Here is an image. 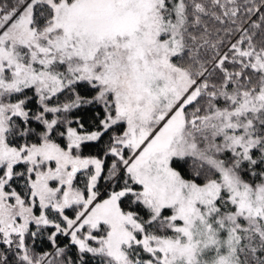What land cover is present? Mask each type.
Here are the masks:
<instances>
[{
  "label": "rangeland",
  "instance_id": "1",
  "mask_svg": "<svg viewBox=\"0 0 264 264\" xmlns=\"http://www.w3.org/2000/svg\"><path fill=\"white\" fill-rule=\"evenodd\" d=\"M37 1L27 0L0 17V93L30 84L55 92L58 84L46 68L56 60L80 79L99 82L102 95L114 98L117 116L126 124L112 150L119 162L113 164L115 175L109 185L125 171L141 186L137 198L157 216L166 207L173 210L171 222L180 224L171 228L179 236L146 235L119 206L120 199L133 191L99 188L103 161L80 157L74 133L67 150L51 142L9 146L5 138L9 119L24 110L20 103L0 97V246L19 245L30 262L25 240L34 224L52 228L53 241L61 237L38 264H69L60 247L67 239L80 252L106 256L115 264H236L235 232L244 229L240 227L244 218L247 227L255 225V217L264 220V187L251 190L223 169L221 182L186 183L172 169L171 160L195 152V139L206 128L238 129L247 112L257 116L263 111L264 92L245 97L237 110L216 119L199 108L188 114L201 95L202 78L172 61L178 48L164 35L165 0H61L53 6V23L40 31L31 25ZM32 62L45 69L35 73ZM237 136L236 144H243ZM125 149L130 152L127 159L122 157ZM21 163L28 166V199L6 190L14 167ZM86 177V186L76 187L75 181ZM221 187L231 193L236 213L217 216L221 228L213 229V203ZM252 230L259 232L256 225ZM132 244L142 245L155 261L132 263L126 254Z\"/></svg>",
  "mask_w": 264,
  "mask_h": 264
},
{
  "label": "trees",
  "instance_id": "2",
  "mask_svg": "<svg viewBox=\"0 0 264 264\" xmlns=\"http://www.w3.org/2000/svg\"><path fill=\"white\" fill-rule=\"evenodd\" d=\"M26 1L0 0V17L17 11ZM60 1L34 3L32 27L40 31L53 23V6ZM163 12V25L168 30L164 35L178 48L172 61L197 79L202 78L198 84L201 95L187 109L188 114L199 108L203 115L216 119L237 110V104L245 97L252 98L264 92V65L261 64L264 59V0H165ZM35 64L31 63L32 71H42L44 67ZM46 71L56 79L55 92L39 91L36 84L1 91L3 101L20 103L24 110L23 115L10 117L5 137L7 144L20 148L51 142L67 150L70 135L74 133L79 137L80 157L103 161L99 188L108 187L110 192L133 191L120 199L121 210L130 213L148 236L178 237L179 233L171 228L180 224V221L171 222L173 210L166 207L157 216L150 205L137 198L141 186L129 174L122 171L109 185L115 175H111L113 164L119 162L112 150L126 132L125 122L117 116L114 98L103 96L99 82L80 79L62 61L56 60ZM257 114L247 112L241 117L238 129L206 128L195 139L198 145L195 152L172 158V169L182 181L198 186L221 182L219 169H223L251 190L264 187V107ZM244 123L248 125L242 127ZM237 134L243 144H236ZM129 155V150L122 152L124 159ZM29 182L28 166L18 164L6 190L28 199ZM86 184L87 177L84 181H75L79 188ZM213 206L215 212L210 224L213 229H220L217 216L236 213L231 193L225 187L219 190ZM34 213L38 214V209ZM247 219L240 223L244 229L235 232L236 264H264V220L260 216L253 219L259 228L256 232L252 230L255 225L247 227L244 224ZM53 231L50 227L32 224L25 240L30 262L24 258L19 245H1L0 264H38L53 251L54 242L60 243V236L52 240ZM60 247L69 264H115L106 256L80 252L68 239ZM126 254L132 263L155 261L140 244H132Z\"/></svg>",
  "mask_w": 264,
  "mask_h": 264
}]
</instances>
